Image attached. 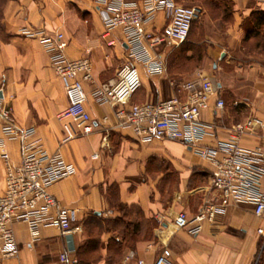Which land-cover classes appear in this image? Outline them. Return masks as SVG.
<instances>
[{
    "label": "crops",
    "instance_id": "crops-1",
    "mask_svg": "<svg viewBox=\"0 0 264 264\" xmlns=\"http://www.w3.org/2000/svg\"><path fill=\"white\" fill-rule=\"evenodd\" d=\"M212 2L216 5L223 2L232 7L233 23L227 31L230 43L234 44H240L246 36L247 32L241 27L243 18L252 10H264V0ZM167 22L164 12L160 11L150 29L160 31ZM0 24V103L11 108L16 125L35 128L44 149L59 152L75 166V175L55 182L49 192L60 206L71 212V224L81 228V232L73 234L74 251L70 252L65 235L57 229L43 227L33 240L28 226L15 222L18 255L3 259L0 264H111L110 248L116 243L122 247L125 244L119 232L103 231L93 238L84 233L89 220L94 217L99 220L121 218L122 212L112 208L108 201L112 187L116 188L118 202L130 212L127 214L142 223L150 219L156 222L152 237H142L132 247L123 249L120 257L115 256L117 264H137L138 260L151 264L161 253L174 264H264V243L256 233L263 223L253 216L250 205L229 206L211 222H203L194 232L191 230L196 227L194 221L185 229L174 228L173 220L178 212H186L191 220L204 199L212 195L209 180H201L203 173L209 178L210 164L206 160L175 141L140 142L129 129L116 125L111 106L92 102L93 88L115 80L118 70L126 62L121 32H112L105 39L101 37L102 22L96 0H6L1 9ZM23 29L61 33L67 44L64 55L68 59H89L92 80L84 83V89L94 122L92 133L62 141L66 121L57 116L67 105L65 82L51 68L49 52L37 38L25 36ZM166 49V45L160 47V51L165 52V61ZM170 65L166 61L165 73L160 77L147 76L140 67L142 88L130 101L157 102L172 95L183 97L184 93L171 84L192 78L182 79ZM243 68L241 64L237 65V75ZM258 68L255 63L248 66L252 74ZM260 70L264 78V69ZM216 84L220 89L222 84L218 81ZM214 104L215 97H212L207 109L201 113V119L213 124L215 130L214 136L204 140L207 146L226 139L229 128L237 123L229 110H215ZM256 114L264 123V114ZM263 143L264 126L256 134L241 139L246 148ZM5 151L11 163L19 165V142L8 141ZM4 176L5 165L0 156V195L4 189ZM174 176L177 180L175 189L167 196L163 195L157 182ZM91 241H97V247L88 246ZM148 244H151L150 248H147ZM131 252L133 256L127 259ZM62 254L66 255L64 261L60 258ZM93 254L97 256L92 258Z\"/></svg>",
    "mask_w": 264,
    "mask_h": 264
},
{
    "label": "built area",
    "instance_id": "built-area-1",
    "mask_svg": "<svg viewBox=\"0 0 264 264\" xmlns=\"http://www.w3.org/2000/svg\"><path fill=\"white\" fill-rule=\"evenodd\" d=\"M96 4L102 22L101 37L105 39L112 32H121L126 62L115 80L93 88L92 102L111 106L116 125L129 129L140 142L175 141L210 164L211 197L204 199L191 220L186 212H178L173 220L174 228L185 229L194 221L196 227L191 229L194 232L203 222H211L217 214L224 213L227 207L246 204L252 207L253 216L263 223L256 233L264 243V143L252 148L241 144L244 136L254 135L263 128V120L250 116L234 123L226 139L217 140L212 146L204 145V140L214 136L215 130L213 124L201 119V113L212 97H215V110H222L224 101L217 96L216 83L201 75L171 84L184 93L183 97L172 95L157 102L130 101L142 85L140 67L147 76H162L166 61L160 47L166 43L174 47L183 44L192 24L201 17L202 9L180 5L176 0H96ZM160 11L168 22L160 31H153L150 26ZM23 34L39 40L49 52L51 68L65 82L67 105L57 116L66 121L62 141L92 133L94 122L84 89V83L92 80L89 59H68L64 55L67 44L61 33L23 29ZM12 140L20 145L19 165L12 164L5 151L6 143ZM0 156L5 165L4 189L0 195V263L18 255L15 222L25 223L33 240L43 227L55 228L62 235L81 232L79 226L71 224V212L60 206L49 192L55 182L75 175V166L59 152L44 149L35 128L16 125L11 108L1 103ZM150 246L148 244L147 248ZM132 256L131 252L127 259ZM60 258L64 261L66 255ZM137 264L143 261L138 260ZM151 264L174 263L161 253Z\"/></svg>",
    "mask_w": 264,
    "mask_h": 264
},
{
    "label": "rangeland",
    "instance_id": "rangeland-1",
    "mask_svg": "<svg viewBox=\"0 0 264 264\" xmlns=\"http://www.w3.org/2000/svg\"><path fill=\"white\" fill-rule=\"evenodd\" d=\"M5 1L0 0V15ZM177 3L183 6H199L202 15L193 23L183 44L175 48L166 43V61L171 64L172 71L180 74L182 79L201 75L207 76L214 83L220 82L222 85L220 89L217 88V95L224 101L221 112L229 110L234 122L250 116L261 118L256 113L264 114V78L260 70L264 69V26L259 32L253 29L251 14L255 10L250 11L241 22L243 31H248L249 35L247 40L243 39L238 43L240 48L238 44L230 43L228 36L227 30L233 23L230 5L223 2L216 5L212 0H177ZM1 30L0 25V32ZM254 63L260 69H256L252 74L248 66ZM238 64H241L244 70L237 75ZM141 88L142 86L139 91ZM203 174L201 180H209L208 175ZM176 182L175 176L170 177L167 181L157 182V188L167 196L175 189ZM121 214L125 222L129 219L136 220L130 214ZM84 235H87V232ZM93 256L97 255L93 254L92 258Z\"/></svg>",
    "mask_w": 264,
    "mask_h": 264
},
{
    "label": "trees",
    "instance_id": "trees-1",
    "mask_svg": "<svg viewBox=\"0 0 264 264\" xmlns=\"http://www.w3.org/2000/svg\"><path fill=\"white\" fill-rule=\"evenodd\" d=\"M177 2V0H176ZM2 9V8H1ZM1 17V15H0ZM253 17L252 27L255 31L261 30V27L264 26V10L254 11L251 14ZM1 25V24H0ZM193 25V24H192ZM192 27V26H191ZM191 30V29H190ZM248 32V31H247ZM249 33H246L244 40H247ZM109 203L112 208L124 212L127 215V210H124L125 207L117 199L116 188L112 187L109 193ZM89 224L86 226V232L89 237H98L103 231H117L121 235L122 239L125 241L124 246L120 243H116L110 248V263L117 264L120 257L121 251L125 248L132 247L136 241L140 240L142 237L147 238L152 237V230L156 226V222L153 219L146 221L145 223L139 222L137 219H129L125 222L122 218H105L99 220L97 218H92L89 220ZM146 232L148 234L146 235ZM90 247H97V241H91L87 244ZM115 256H117L115 258Z\"/></svg>",
    "mask_w": 264,
    "mask_h": 264
},
{
    "label": "water",
    "instance_id": "water-1",
    "mask_svg": "<svg viewBox=\"0 0 264 264\" xmlns=\"http://www.w3.org/2000/svg\"><path fill=\"white\" fill-rule=\"evenodd\" d=\"M65 240L67 244V248L70 252L74 251V242H73V234H66Z\"/></svg>",
    "mask_w": 264,
    "mask_h": 264
}]
</instances>
